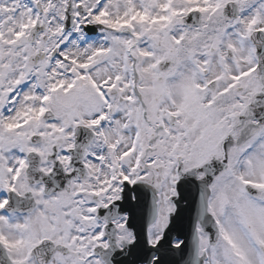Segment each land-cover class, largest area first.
<instances>
[{
  "label": "snow or ice",
  "instance_id": "1",
  "mask_svg": "<svg viewBox=\"0 0 264 264\" xmlns=\"http://www.w3.org/2000/svg\"><path fill=\"white\" fill-rule=\"evenodd\" d=\"M0 264H264V0H0Z\"/></svg>",
  "mask_w": 264,
  "mask_h": 264
}]
</instances>
